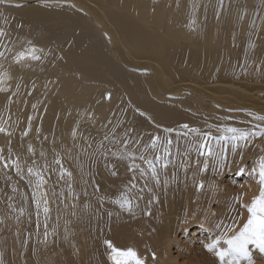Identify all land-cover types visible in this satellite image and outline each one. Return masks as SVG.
<instances>
[{
    "label": "bare ground",
    "instance_id": "6f19581e",
    "mask_svg": "<svg viewBox=\"0 0 264 264\" xmlns=\"http://www.w3.org/2000/svg\"><path fill=\"white\" fill-rule=\"evenodd\" d=\"M230 1L240 48L215 0H0V264H113L106 242L221 264L205 245L246 222L264 156V0ZM228 127L249 133L235 153Z\"/></svg>",
    "mask_w": 264,
    "mask_h": 264
},
{
    "label": "snow or ice",
    "instance_id": "6c2138e0",
    "mask_svg": "<svg viewBox=\"0 0 264 264\" xmlns=\"http://www.w3.org/2000/svg\"><path fill=\"white\" fill-rule=\"evenodd\" d=\"M0 35H3V32L0 31ZM2 55V54H0ZM28 55L32 59H39L35 55V49H32ZM25 56V53L21 52L17 59H21ZM259 119L264 120V117H259ZM184 127H188L184 125ZM5 131L4 128L0 127V132ZM226 135L219 138H213L217 140V143L220 141H231L232 151L235 153L238 147V141H246L249 133L238 128L228 127L224 129ZM26 134V133H25ZM205 134V139L199 145V154L200 155H217L214 152L213 146L208 143L207 136ZM156 141L153 140V146H155ZM170 144L171 141L169 140ZM207 148V152L202 151ZM169 150L166 147L165 152ZM223 152V149L221 150ZM2 159V157H0ZM141 159H144L141 157ZM155 159L158 161L161 159L160 156H156ZM146 163L151 169L152 176L157 177L156 167L153 161L148 160ZM167 166V161L165 162V167ZM19 170V169H18ZM29 173H32L37 176V187L44 183L43 177L39 172L33 173L31 168L28 169ZM243 171V169L241 170ZM251 174H257L258 179L257 183L260 185L259 194L254 196L251 202L246 207L248 212V217L246 222L243 223L242 227H239L236 230L234 227H230L228 232L232 233L231 235L221 234L216 237L211 243L205 245L208 250H216V255L219 257L221 264H241V261H246L247 264H253V254L249 248L250 245L254 246L259 250V253L264 255V156H261L257 161V166L253 167ZM203 185L201 184V187ZM121 204V207L126 205L131 208L130 202L127 199H124L122 202L117 201ZM45 212L48 211L47 208L44 209ZM221 241L223 245H221ZM108 243L109 247L112 250L111 259L113 264H145V262L139 258L137 252L133 248L119 249L111 245V242ZM154 255V254H153Z\"/></svg>",
    "mask_w": 264,
    "mask_h": 264
},
{
    "label": "rangeland",
    "instance_id": "374dc122",
    "mask_svg": "<svg viewBox=\"0 0 264 264\" xmlns=\"http://www.w3.org/2000/svg\"><path fill=\"white\" fill-rule=\"evenodd\" d=\"M227 2V3H226ZM245 3H246V1H245ZM248 4H247V6H250V8H251V6H253L254 4L252 3V2H247ZM249 3H252L253 5H251V4H249ZM233 4H235V2L234 1H230V0H215V2H214V4H213V6H214V10L212 9V13H213V23H214V21L216 22L215 24H216V29L214 30V32L217 30V31H224V35H225V37L223 36V40H224V42L225 43H227L228 41H229V45H235V43H236V45H235V47L236 48H238L239 46L240 47H242V45L244 44L243 42L244 41H246L247 42V38L245 39V35H241L238 31H239V27H240V25H239V21H238V18H235L234 17V21H232L231 23H229L230 25H225V23H227V22H224V20H225V18H227V16L229 17H231V13H229V12H232L231 10H233V13H236V11L238 10L237 8H236V5H233ZM215 5H219V7H217L216 8V6ZM243 5H245V4H243ZM221 6V7H220ZM223 6V7H222ZM240 7V6H239ZM244 7V6H243ZM230 8V9H229ZM223 9H225L228 13H224V10ZM242 11H238V13H241ZM237 13V14H238ZM256 13V10L254 9V8H251V14H253V17H254V14ZM224 14V15H223ZM216 17H215V16ZM219 15V16H218ZM222 16V18L220 19V17ZM224 18V19H223ZM216 19V20H215ZM219 20H221L222 21V25L223 26H221V24H220V26H218L219 25ZM218 24V25H217ZM227 27V29H225L226 27ZM233 26L235 27V28H233ZM231 28V29H230ZM214 29V28H213ZM212 30V29H211ZM228 30V31H227ZM232 30L234 31V30H236V32L234 31V32H232ZM227 31V32H226ZM251 33H249V34H246V36L249 38V41H250V43L248 42V45L249 44H252V43H255L254 45L255 46H257V44L259 43V42H256L257 41V39H262L261 41H264V32L263 31H257V30H255V29H253V26H252V28H251ZM253 31V32H252ZM255 32V33H254ZM258 32V33H257ZM222 33V32H221ZM229 35H228V34ZM240 35H239V34ZM262 33H263V35H262ZM236 34H238L237 36H236ZM255 37H254V36ZM257 35V36H256ZM222 36H221V38H222ZM228 36V37H227ZM240 36H242V37H240ZM261 36V37H260ZM257 37V38H256ZM227 38V39H226ZM256 38V39H255ZM229 39V40H228ZM235 39V40H234ZM242 39V40H241ZM259 39V40H260ZM230 40L232 41V42H230ZM234 40V41H233ZM237 41V42H236ZM254 41V42H253ZM238 43V44H237ZM241 43V44H240ZM257 43V44H256ZM239 45V46H238ZM253 45V44H252ZM239 47V48H240ZM109 97V96H108ZM263 125V124H262ZM261 125V126H262ZM257 127H259V126H257ZM259 129H261V130H259V131H262V130H264V127H260ZM259 136H261L262 134H258ZM203 140H204V138H201L200 140H199V143L200 142H203ZM203 151V150H202ZM207 151H205V153H206ZM200 158H203L202 157V155L200 156ZM156 160V159H155ZM157 161V160H156ZM157 162H159V163H161V159L160 160H158ZM242 170V169H241ZM241 170H238V173H236V174H234V177L235 176H242L243 174H244V171H241ZM186 207V206H185ZM184 206H182V208H185ZM149 212H150V210H148L147 211V213L149 214ZM180 213L182 212V210H180L179 211ZM176 224H177V222L175 221V225L174 226H176ZM179 233V232H178Z\"/></svg>",
    "mask_w": 264,
    "mask_h": 264
}]
</instances>
